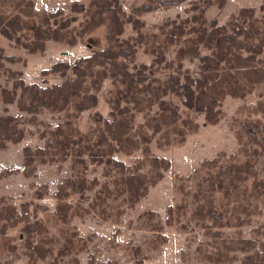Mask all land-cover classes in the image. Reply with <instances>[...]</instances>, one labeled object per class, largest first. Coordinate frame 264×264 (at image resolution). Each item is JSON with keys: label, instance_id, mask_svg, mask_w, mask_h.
Returning <instances> with one entry per match:
<instances>
[{"label": "trees", "instance_id": "trees-1", "mask_svg": "<svg viewBox=\"0 0 264 264\" xmlns=\"http://www.w3.org/2000/svg\"><path fill=\"white\" fill-rule=\"evenodd\" d=\"M180 1L144 0L131 11H126L119 0H88L87 5L73 1L70 9L83 12L84 18L78 27H69L76 16L58 18L61 7L37 11L34 0H0V34L30 52H42L48 40L75 43L77 36L101 25L106 27L107 42L71 61L55 60L42 72H56L63 79L48 84L25 81L21 69L5 64V60L20 58L6 53L0 44V76L11 81L10 86L0 84L4 104L0 113V149L22 140V123H36L38 112L63 111L62 122H45V128H37L43 144L23 145L21 164L1 168L0 178L19 171L35 174L37 162L69 160L73 174L59 180L52 191L56 198L52 212L55 221L68 224L73 216L91 212L104 220H118L125 210L120 206L125 203L132 207L170 166L169 159L151 152L152 140L160 148L183 143L186 133L220 120L221 104L227 95L243 98L257 91L252 109L260 113L259 117L246 119L236 130L239 147L235 152L199 161L190 199L194 205L192 217L208 236L205 247H197L202 258L228 263L241 252L243 264H264V241L260 239L264 223L252 226L249 235L240 228L250 222L252 200L264 197V181L257 167L264 154V1L258 7L259 13L255 6L243 5L224 22H218L216 18H206L205 6H220L225 0H201L205 5L197 12L171 19L164 24L167 28L162 26L157 31H144V21L133 14ZM126 22L135 33L122 35ZM170 44L176 46L173 73L158 76V67H169L166 52ZM139 46L151 55L149 63L134 61ZM183 58L198 59L197 74L183 67ZM106 77L112 78L113 85L106 97L108 115L96 112L84 131L75 123L76 118L96 105L97 92ZM169 94L177 96L184 108L179 109V103L172 104ZM11 103L22 113H10ZM192 112L202 113V121L194 120ZM138 113H143V119L136 122ZM136 150L142 155L131 163L115 156ZM239 154L244 156L242 160H237ZM89 164H102L105 180L88 177ZM93 188L95 194L90 197L87 192ZM44 191L37 188L35 194L41 197ZM74 192L78 199L73 202L69 198ZM118 198L121 204L114 211L109 201ZM187 208L186 199L175 206L168 204L166 223L178 221ZM149 213L153 215V211ZM30 214L26 202L18 207L0 196V252L15 251L17 245L7 230L21 223L22 252L28 264H36L38 258L52 254L50 244L54 239L47 234L46 223L40 218L31 220ZM232 225L236 227L232 234L222 230ZM78 237L74 228L63 229L62 243L46 264H70L63 257L72 251ZM132 251L140 256L133 263L143 264L147 255L141 247L136 245ZM72 264H78V260L73 258Z\"/></svg>", "mask_w": 264, "mask_h": 264}, {"label": "rangeland", "instance_id": "rangeland-1", "mask_svg": "<svg viewBox=\"0 0 264 264\" xmlns=\"http://www.w3.org/2000/svg\"><path fill=\"white\" fill-rule=\"evenodd\" d=\"M34 7L37 11L55 6L62 8V15L58 18H64L75 15L69 27L72 25L79 26L83 20V12L73 11L70 5L73 1H79L88 4V0H34ZM126 11L133 10L136 4L144 0H119ZM264 0H225L218 6L212 3L205 6V16L208 20L216 18L218 22H224L231 14L236 13L243 5H253L256 12L259 13L258 7ZM205 3L201 0H182L169 5H159L144 11H133L134 16L144 21V31H157L159 27L164 26L171 19H178L186 15H191L204 7ZM168 26V25H166ZM165 27V26H164ZM167 28V27H165ZM106 27L104 25L95 27L90 32L76 37L75 43L65 41H46L45 49L42 52H30L14 40H8L0 34V44L4 46L5 52L18 56L17 61H7L5 64L19 68L23 71L22 77L27 82H37L39 84H48L51 82H60L63 79L59 73H43L44 68L49 67L55 60L63 59L71 61L74 57L90 52L91 47L106 46L105 39ZM135 33L131 24H124L122 35ZM176 46L169 45L166 57L168 68L158 67L156 74L158 76H170L173 73L172 59ZM203 51V50H202ZM151 55L143 51V46H139L135 55V62L144 61L149 63ZM198 59L183 58V67L188 68L191 73L197 74ZM71 74V73H69ZM10 86L11 81L5 79V75L0 76V84ZM112 78L106 77L103 80L100 90L97 92L98 101L95 106L83 110L76 118L77 126L86 130L93 122V114L100 112L107 116L109 105L106 97L112 89ZM167 98L172 104L179 103V109L184 106L179 102L177 96L169 94ZM258 98L257 91H253L243 98L231 97L227 95L222 104V116L217 123L200 125L194 131L185 135V141L177 144L175 142L160 148L154 140L150 142L151 152L157 156H163L169 159L170 166L163 172V176L152 186H149L148 192L141 197L132 207L123 203L120 207L125 210L119 214L118 220L114 217L101 219V217L91 212L89 214L75 215L70 223L65 224L55 221L53 209L56 198L52 191L57 182L63 177L72 175L70 161L36 163L35 174L24 175L22 172H15L0 178V196L5 197L9 202L18 207L22 202H26L31 210L30 219H42L48 226V235L54 239L51 242L52 254L44 259L38 258L36 264H46L57 252L62 243V232L65 228H74L78 233L77 244L72 251L63 257V261L70 262L76 258L78 264H134V260L140 258L133 253L134 246L139 245L143 254L147 255L143 264H243L238 252L237 258L228 263L213 262L202 258L197 247H205L208 236L204 233L203 228L197 224L196 218L192 217L193 208L190 193L195 186V170L199 161L204 157H212L220 154L227 157L230 153L235 152L239 147L236 139V130L246 119L259 117V112L252 109ZM3 102L0 99V113L3 112ZM8 111L13 114L22 113L15 103L8 104ZM24 113V112H23ZM25 114V113H24ZM194 120L201 122L202 113H191ZM37 122H24V137L17 143L9 142L7 147L0 149V169L5 166L20 165L22 161L23 145L34 146L43 144V137L39 136L37 128L41 130L46 127L45 122L55 125L62 122L63 111L52 112L44 110L36 114ZM143 119V113H138L136 122ZM41 121V122H40ZM40 122V123H39ZM140 150L126 155L116 153L115 156L124 160L126 163L133 162L140 157ZM244 156L239 154L237 160H242ZM260 177L264 181V154L257 162ZM102 164H89L87 171L88 177L96 176L100 181L105 180L101 173ZM45 185V186H43ZM112 185V184H110ZM44 189L41 197L35 194L36 189ZM93 188L87 194L91 197L95 194ZM220 193H217V197ZM78 199L77 193L70 195V201ZM186 199L188 208L180 215L178 221L167 224L165 219L167 215V206H175L180 200ZM84 204L87 200L81 201ZM114 204H121V200L113 199L109 201ZM251 203V202H250ZM251 217L248 224L240 227L245 235L250 234V228L257 224L264 223V197L261 195L252 200L250 205ZM149 211H153L150 216ZM115 216V215H114ZM20 224L16 227L8 228L7 232L12 236V242L17 247L12 252H0V264H28L27 256L22 252ZM182 224H184L182 226ZM235 226H225L222 228L225 233L232 234ZM264 241V235L260 236ZM19 253L18 256L16 254Z\"/></svg>", "mask_w": 264, "mask_h": 264}]
</instances>
